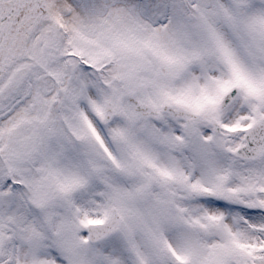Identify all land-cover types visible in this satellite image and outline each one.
<instances>
[{"label":"snow or ice","instance_id":"snow-or-ice-1","mask_svg":"<svg viewBox=\"0 0 264 264\" xmlns=\"http://www.w3.org/2000/svg\"><path fill=\"white\" fill-rule=\"evenodd\" d=\"M0 264H264V0H0Z\"/></svg>","mask_w":264,"mask_h":264}]
</instances>
